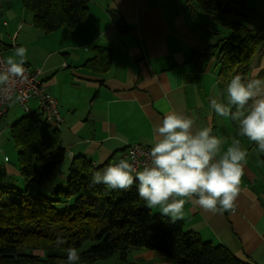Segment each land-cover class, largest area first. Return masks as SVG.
Returning <instances> with one entry per match:
<instances>
[{
    "label": "crops",
    "instance_id": "obj_1",
    "mask_svg": "<svg viewBox=\"0 0 264 264\" xmlns=\"http://www.w3.org/2000/svg\"><path fill=\"white\" fill-rule=\"evenodd\" d=\"M11 1L0 2V53L6 60L16 48H27L25 64L40 72L63 118L59 133L66 169L61 171L59 166L55 179L37 186L38 191L50 193L65 186L69 164L76 156H87L98 166L122 159L132 144L152 146L155 127L167 112L176 111L193 118L195 129L211 127L212 134L225 141L222 150L239 139L248 153L236 211L212 213L187 202L184 229L225 245L249 264H264L263 158L255 142L239 136L233 121L210 107L211 99L227 103L216 61L191 59L194 50L203 51L210 42V35L196 27L207 16L188 0H91L83 26L44 33L33 25V16L27 21L25 6ZM239 1L264 17V0ZM97 47L112 54L105 73L87 64ZM261 71L264 48L253 61L254 75ZM30 102L31 111H38L37 101ZM18 105L11 102L0 121V182L16 186L22 184V174L12 163L18 149L13 146L11 127L22 117ZM151 211L162 217L159 208ZM90 264L171 261L159 250L134 248L126 258L114 254Z\"/></svg>",
    "mask_w": 264,
    "mask_h": 264
},
{
    "label": "trees",
    "instance_id": "obj_2",
    "mask_svg": "<svg viewBox=\"0 0 264 264\" xmlns=\"http://www.w3.org/2000/svg\"><path fill=\"white\" fill-rule=\"evenodd\" d=\"M188 1L207 16V21L196 27L211 38L205 50L193 51L192 61L215 60L218 79L226 87L235 75L244 82L264 81L263 71L253 73L254 58L264 48V17L239 0ZM90 2L23 0L33 14V25L44 33L64 26H83ZM95 52L87 64L105 73L112 64L111 51L97 47ZM11 137L18 149V166L26 188L0 182V264H67L70 247L80 256L77 264H90L114 254L126 258L134 248L159 250L171 264H249L225 245L185 230L182 220L172 223L167 217L156 216L138 197L136 183L126 191L92 184V174L103 171L111 160L97 166L87 156H76L69 164L67 190L59 186L51 197L35 194V186L54 180L66 158L59 129L44 123L39 112L32 111L12 125ZM259 154L264 161V153ZM58 203L65 207L60 209ZM58 236L66 241L59 248L54 243ZM87 241L93 244L81 250Z\"/></svg>",
    "mask_w": 264,
    "mask_h": 264
},
{
    "label": "clouds",
    "instance_id": "obj_3",
    "mask_svg": "<svg viewBox=\"0 0 264 264\" xmlns=\"http://www.w3.org/2000/svg\"><path fill=\"white\" fill-rule=\"evenodd\" d=\"M27 48L15 49L14 55L0 62V99L21 101L14 82L24 83L28 77L24 67ZM227 103L211 99L210 107L218 116L236 122L238 135L255 142L264 153V81L244 82L235 75L226 87ZM233 108L235 109L233 111ZM195 120L176 111L167 112L155 127V140L147 155L148 161L138 169L128 159L95 171L91 183H102L110 190H130L137 184V194L149 209L159 208L160 215L170 222L184 218L187 202L205 211L223 214L236 211L245 174L247 150L239 139L226 150L225 141L212 134L211 127L194 128ZM137 148L130 153L135 158ZM55 247L66 241L57 237ZM80 256L75 248L67 249V264H77Z\"/></svg>",
    "mask_w": 264,
    "mask_h": 264
},
{
    "label": "built area",
    "instance_id": "obj_4",
    "mask_svg": "<svg viewBox=\"0 0 264 264\" xmlns=\"http://www.w3.org/2000/svg\"><path fill=\"white\" fill-rule=\"evenodd\" d=\"M6 61L4 56L0 53V62ZM26 69L27 81L24 83L18 80L14 82V91L16 95L23 97L21 101H18L19 105L25 108L26 113L32 112L30 105L31 100H36L38 105V111L41 119L49 126L59 129L63 118L59 110V104L57 98L46 90L39 71H33L27 64L24 65ZM11 102L0 99V121L8 111V106ZM152 146L143 144H132L128 146L124 157L122 159H128L138 169H142L143 164L148 161L147 155H141L140 152L148 153ZM139 148L140 151L136 153L135 158L130 156V153ZM7 159V158H6ZM121 160V159H120ZM118 161L112 163H118Z\"/></svg>",
    "mask_w": 264,
    "mask_h": 264
},
{
    "label": "rangeland",
    "instance_id": "obj_5",
    "mask_svg": "<svg viewBox=\"0 0 264 264\" xmlns=\"http://www.w3.org/2000/svg\"><path fill=\"white\" fill-rule=\"evenodd\" d=\"M11 2H15L16 5L21 4L22 6H24V5H23V4H24V3H23V0H12ZM27 12H28V15H29V17L27 18V21H31V17L33 16V14H32V12H29V11H27ZM64 27H66V26H64ZM30 104H32V103L30 102ZM18 111H19V115H22V116H23L24 114H26V113H25V108L22 107V106H20V105H18ZM13 113H14V111L12 110V114H10V115L12 116ZM23 113H24V114H23ZM7 120H8V118H6L4 122H7ZM13 146H15L14 143H13ZM12 163H16V166H15V167L19 170V166H18V152H17V155H16L15 157L13 156ZM64 168L66 169V162H62V164L60 165V170H61V171L64 170ZM56 174H57V173H56ZM56 174H55V176H56ZM17 175H19V174H17ZM20 176H21V175H20ZM54 179H55V177H54ZM20 180H21L22 184H18L17 186H16V185H14V186L19 187V188H22V189H25V188H26V182H25L23 176L20 177ZM14 183H20V182H18L17 180H14ZM57 187H59V186H57ZM61 187L63 188V190H67V185H65V186H61ZM38 190H39V189H37V186H35V189H34L35 194H37V193L40 192V191H38ZM43 192H44V191H43ZM43 192H42V193H43ZM52 192H53V190L50 191V193H47V192H46V193H44V194H47L48 196L51 197ZM58 207H59L60 209H63V208L65 207V204H64V203H58ZM92 244H93L92 241H87L86 243H84V245L82 246L81 250H85V249H87V248L90 247Z\"/></svg>",
    "mask_w": 264,
    "mask_h": 264
}]
</instances>
